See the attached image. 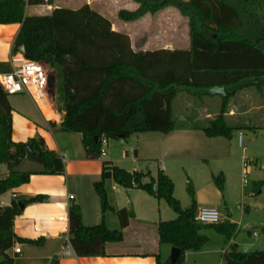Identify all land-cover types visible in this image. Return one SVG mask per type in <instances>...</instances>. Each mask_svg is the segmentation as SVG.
Returning <instances> with one entry per match:
<instances>
[{"label":"trees","instance_id":"1","mask_svg":"<svg viewBox=\"0 0 264 264\" xmlns=\"http://www.w3.org/2000/svg\"><path fill=\"white\" fill-rule=\"evenodd\" d=\"M135 10L121 9L119 20L132 22L143 15L174 7L187 18L189 49L133 51L126 34L112 30L111 22L82 5L78 9L53 8L49 14L27 15L26 6L50 4L52 0H0V24L18 23L12 53L23 46V55L48 64L58 112L60 132L79 133L87 158L100 156L101 139H126L142 132L169 133L174 130L172 102L181 92L196 100L219 96L218 114L203 129L209 138L230 139L233 128L226 125L229 99L238 91L253 87L259 94L264 87V0H133ZM10 65L0 63V73ZM11 106L0 86V164L8 175L0 179V194L16 188L30 177L14 168L24 161L41 165L43 174H61V158L46 147L41 137L26 142L11 139ZM52 127L54 123H50ZM122 136V138H120ZM148 176L147 182L143 178ZM113 180L124 188L136 187L158 200H165L176 218L157 223L158 243L179 248L173 262L156 256L155 264H183L184 252L199 251L209 238L201 233L212 228L225 240L236 232V224L222 221L200 224L194 220L196 202L190 182V204L183 208L173 196V182L161 170L155 177L148 170L129 172L103 162L100 180L93 184L100 200L101 223L85 226L80 208L71 202L67 210L69 244L76 256L104 255L107 242H119L122 229L134 216L132 209L114 210L106 182ZM222 189V175L214 177ZM264 180L255 183V193ZM45 197L11 200L0 206V264H15L7 254L16 242L38 245L41 239L17 237L12 231L14 217L32 202ZM114 211L118 229H110L104 217ZM264 233V226L261 227ZM48 264H59L53 256ZM222 264H264V251L241 252L229 245L222 253Z\"/></svg>","mask_w":264,"mask_h":264},{"label":"crops","instance_id":"2","mask_svg":"<svg viewBox=\"0 0 264 264\" xmlns=\"http://www.w3.org/2000/svg\"><path fill=\"white\" fill-rule=\"evenodd\" d=\"M85 4L107 18L111 22L112 30L126 34L133 51L189 49L187 19L180 15L174 7H167L155 14L147 13L132 22L119 20L117 12L121 9L130 11L137 9L138 4L133 0H52L50 4L26 6L25 14L45 15L49 14L53 8L78 9ZM172 10L177 12L175 17L169 13ZM173 22H184V35L181 37L182 45L180 46H174L172 43V34L176 28ZM19 28L18 23L0 24V63L9 64L13 42ZM42 64L48 68V73L52 71L48 64ZM52 84L48 80L50 94ZM13 96L8 97L12 108V141L26 142L30 138L41 137L46 147L54 151L64 165V171L61 174H43L40 164L24 161L14 169L29 172L28 182L0 194V206L9 205L12 199L27 200L36 195L45 197L42 202L26 204L12 221V231L17 237L28 240L41 239L38 245L16 242L7 250V254L13 258L14 263L48 264L53 256L58 257L59 264H155L157 255L162 261L169 260L173 246L158 243L156 228L158 222L172 220V218L166 220L158 213L160 206L154 203L156 199L153 196L136 187L124 188L113 180L106 182L110 205L114 210L126 208L132 209L134 213L128 225L122 229V240L105 243L102 256L79 257L75 255L69 244V238L68 241L65 239L66 236L68 237V206L71 202L79 206L83 225L94 226L101 223L100 200L93 184L100 180L103 162H110L116 166L119 160L107 152L108 140L104 155L98 158H87L79 133L57 130L62 120V113L58 112L55 102L47 113L45 112L47 115H43L29 95L21 93ZM220 103L219 96L196 100L184 92L179 93L172 102L174 130L166 134L155 132L159 135H151L150 133L153 134V132L137 133V136H145L144 138L148 140L150 154L142 155L138 144L130 146V161L133 168L132 170L127 168V171L148 170L150 176L155 177L157 171L161 170L173 179L175 172L178 171L175 167L180 166L184 170L185 161L193 158L190 157V153H187L195 145H202L212 151V156L215 155L214 146L219 145V142L215 140L223 137L209 138L204 134L203 129L218 114ZM224 119L226 125L233 129L249 128L257 133L259 129L264 128V89L262 96L257 95L252 88L238 91L229 99ZM50 123H54L55 126L52 127ZM239 136L244 145V137L239 134L238 138ZM137 139L139 137H136ZM117 142L122 144L121 139ZM123 152L122 158L126 159L127 148H124ZM196 157L206 159L204 156ZM151 159L158 161L155 168H152L149 162L145 165L140 163L141 160ZM19 166H24V168L20 169ZM8 173L6 165L0 164V179L5 178ZM148 179L149 177L146 176L142 181L147 182ZM188 182L194 190L190 178L187 179ZM118 186L126 191H135L144 195H139L140 201L136 202L133 198H129V204L119 205L115 193ZM207 191L214 192L210 181L204 186L200 184L197 187L195 192L197 208L217 202L205 195ZM223 219L225 218L221 216V222ZM104 221L110 229L119 227L114 211H108ZM246 225L247 228L250 226L252 228L253 222H247ZM204 230L201 233L205 234ZM252 234L255 235L256 232L253 230ZM15 245H18L19 253L14 252ZM240 245L247 246L245 252H250L249 243L243 241L240 244H234L238 251L243 252V249H239ZM195 253L198 254V252ZM219 264H222V256Z\"/></svg>","mask_w":264,"mask_h":264},{"label":"rangeland","instance_id":"3","mask_svg":"<svg viewBox=\"0 0 264 264\" xmlns=\"http://www.w3.org/2000/svg\"><path fill=\"white\" fill-rule=\"evenodd\" d=\"M169 13L175 17V13L177 12L172 10ZM115 19L117 18L115 17ZM117 23H119L118 20ZM173 23L176 28L172 34V43L174 46H180L182 45L181 37L184 35V22ZM44 68L48 73V68L45 66ZM250 88L257 95L262 96L264 87L261 94L253 87ZM8 97L12 98L14 96L8 95ZM150 134L159 135L155 132ZM239 134L244 137L243 147L238 144ZM136 137H139V139L136 140ZM144 137L135 134L126 139H121L122 144H118L117 142L120 139H108L106 150L110 152L111 156L119 160L116 166L120 165V168L132 170L133 164L130 161L131 151H129V147L132 145L138 144L142 155L150 154L148 140ZM215 141L219 142L218 146H214L215 155L212 156V151L206 147L195 145L187 153H190V157L193 158L185 161V169H181L180 166L175 167V170L178 169V171L175 172L173 179H171L173 182L172 194L179 201L181 207L185 208L191 202L187 179L190 178L192 180L194 200L197 187L200 184L204 186L210 181L214 192L210 193L207 191L205 195L217 202L215 204H208L207 206H215L221 213V216L225 218L223 221H234L236 223V232L230 240H225L221 234L212 228H206L204 232L209 237L208 243L199 251H185L183 264H219L221 254L229 245L240 244L243 241L251 245L250 251H264V233L261 231V227L264 226V184L259 188V192L255 193V183L264 180V168H262L264 165V128L259 129L257 133L249 128L234 129L230 139L219 138ZM124 148L128 150L126 159L122 158ZM196 156H204L206 159H198ZM243 158L252 160L253 162L248 163L247 167L244 168ZM146 162H149L152 168H155L158 163L155 159L140 161L142 165H145ZM18 168L22 169L24 166H19ZM244 171L246 172L248 181L245 186L242 185V173ZM218 175H222L223 178L222 189H219L214 181V177ZM205 188L208 190L207 187ZM115 193L117 194V204L119 205L129 204V198H133L136 202L137 200L140 201L138 199L139 195H144L135 191H126L121 186H118ZM154 203H158L157 205L160 206V212L158 213L163 218L166 220L175 218V212L168 206L165 200L156 199ZM247 222H253L252 228H250L251 226L247 228ZM253 230L256 232L255 235L252 234ZM242 248L240 245L239 249L242 250ZM195 252H198V254Z\"/></svg>","mask_w":264,"mask_h":264},{"label":"built area","instance_id":"4","mask_svg":"<svg viewBox=\"0 0 264 264\" xmlns=\"http://www.w3.org/2000/svg\"><path fill=\"white\" fill-rule=\"evenodd\" d=\"M46 1V0H45ZM9 72L0 73V86L7 95L25 93L30 96L35 106L43 115H47L45 110H49L54 105V96L48 90V73L41 62L29 59L19 50L9 57ZM62 119V118H61ZM60 119V120H61ZM100 155L105 154L107 139H101ZM239 146L243 147L241 136L238 138ZM243 166L251 160L243 158ZM242 183L245 186L247 175L242 173ZM194 220L200 224H217L221 222L220 212L215 207L202 206L196 209ZM68 241V237L65 238ZM14 252L19 253L18 245L14 246Z\"/></svg>","mask_w":264,"mask_h":264},{"label":"water","instance_id":"5","mask_svg":"<svg viewBox=\"0 0 264 264\" xmlns=\"http://www.w3.org/2000/svg\"><path fill=\"white\" fill-rule=\"evenodd\" d=\"M18 50H19L21 53H23V51H24L23 46H20V47L18 48ZM120 138H122V136H120ZM242 249H243V252H245L246 249H247V246H243ZM179 252H180L179 248L173 246L172 249H171V253H170L169 261H170V262H173V261L176 259L177 255L179 254Z\"/></svg>","mask_w":264,"mask_h":264},{"label":"bare ground","instance_id":"6","mask_svg":"<svg viewBox=\"0 0 264 264\" xmlns=\"http://www.w3.org/2000/svg\"><path fill=\"white\" fill-rule=\"evenodd\" d=\"M48 110H45V112L47 113Z\"/></svg>","mask_w":264,"mask_h":264}]
</instances>
